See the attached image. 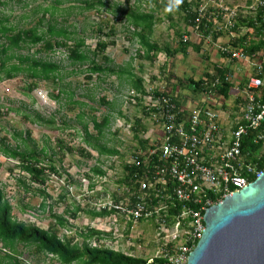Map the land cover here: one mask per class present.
<instances>
[{
    "label": "rangeland",
    "instance_id": "obj_1",
    "mask_svg": "<svg viewBox=\"0 0 264 264\" xmlns=\"http://www.w3.org/2000/svg\"><path fill=\"white\" fill-rule=\"evenodd\" d=\"M96 1L0 0V18L7 17L8 24L15 28L37 26L38 30L45 31L48 23L66 27L84 39V49L89 57L101 66L124 67L129 62L132 68L139 65L147 74H160L166 71L170 63L176 66L182 64L178 58L174 61L175 58L170 55L164 57V63L158 60L157 55L153 61L145 56H138V52L143 54V47L137 41L138 36L133 33L134 26L128 22L131 19L124 14L120 15L121 10L127 13L132 10L149 12L153 19L150 39L158 42V46L163 49H160V53H165L164 50L169 47L173 55V50L176 51L178 46L175 27L181 28V11L168 13L165 11L166 6L159 5L158 0H102L105 5H98ZM88 3L94 5L87 8ZM53 6L56 8L51 16L50 10ZM45 7H48V11L43 12ZM98 39L111 42L102 53L109 61H105L101 54L92 55ZM18 53L56 62L60 73L54 80L42 78L37 81V86L29 92L26 86L33 78L25 70L17 71L9 78L4 74L0 75V141L20 150L26 148L40 151L39 164H52L56 172L46 169L43 184L31 182L28 174L19 167L17 159L0 153V187L12 206L11 213L16 220L33 223L43 229L56 227L59 236H73V240L80 244L81 238L76 236V232L86 225L91 226L92 221L83 210L77 212L76 217H71L74 207L80 205L76 192L82 175L93 166H100L106 171L111 161L109 156L121 158L119 154L99 155L95 148L86 144L83 124H86L87 131L95 137L96 130L91 117L99 121L103 115H109V123L103 129V137L98 142L105 143L107 148L114 146L118 153L127 157L137 144L133 139L131 126L142 114L137 109H122V95L127 89L123 74L120 76L123 79H116L107 71L97 75L89 72L86 70L90 65L89 61H72L64 46L44 50L41 43H38ZM13 62H17L14 57L8 63ZM233 63L235 62L230 67ZM234 65V68L239 66L242 69L239 64ZM58 92V98L53 97ZM178 94L180 99L185 100L192 93L182 86ZM142 123L146 128L150 126L145 119ZM143 135L144 131L140 133V137L143 138ZM81 149L89 152L91 156H84ZM116 172L119 173V168ZM19 179L30 187L25 189ZM96 188L105 191L112 186L109 182H104L96 184ZM39 189L45 194L40 193ZM42 202L44 205L40 206ZM87 206L89 202L84 201L83 208ZM52 214L62 215L67 226H58ZM114 228L116 231L111 233V238L103 240L106 246L137 256L150 257L157 254L152 243L151 226L146 222L133 223L126 234L122 232L121 225ZM18 250L23 253L20 259L24 264H35L34 256L27 249L18 246ZM40 264H58V261L48 255Z\"/></svg>",
    "mask_w": 264,
    "mask_h": 264
},
{
    "label": "built area",
    "instance_id": "obj_2",
    "mask_svg": "<svg viewBox=\"0 0 264 264\" xmlns=\"http://www.w3.org/2000/svg\"><path fill=\"white\" fill-rule=\"evenodd\" d=\"M182 5L185 24L179 40L206 41L225 58L224 64L199 78L196 93L201 99L192 107L148 80L126 89L122 109L139 110L142 117L137 119L150 124L143 135L146 146L136 144L127 157L109 156L104 174L82 175L76 192L81 208L86 201L96 211H107L91 219L95 229L114 233V226L121 225L125 232L129 221L149 224L157 254L148 260L158 256L164 264H185L201 236L206 209L245 187L252 181L248 176L255 179L264 169L241 153L242 136L264 118V101L255 93L264 85V44L257 50L242 48L249 42H264V0H184ZM232 62H243L250 71L239 97L240 121L227 135L211 104L220 103L217 99L222 96L214 88L232 81ZM104 182L112 188L97 190L96 184ZM103 240L94 239L91 245Z\"/></svg>",
    "mask_w": 264,
    "mask_h": 264
},
{
    "label": "trees",
    "instance_id": "obj_3",
    "mask_svg": "<svg viewBox=\"0 0 264 264\" xmlns=\"http://www.w3.org/2000/svg\"><path fill=\"white\" fill-rule=\"evenodd\" d=\"M96 3H98V5H105L102 0H97ZM93 5V3H88L87 8H90ZM55 8L56 6H53L50 10L51 16L53 15ZM46 11H48V7L43 8V12ZM121 12L120 15L124 14L126 18L131 19L128 22L134 26L133 33L140 36V43L143 47L142 56H146L153 61L156 53L162 48L154 42H149V39L147 38V34L151 31L153 25L152 15L149 12H134L133 10L129 13L125 10H121ZM137 28L139 29L136 30ZM111 30L112 28H110V32ZM0 38L3 39L0 41V75L4 74L5 77L9 78L13 77L17 71L25 70L27 75L33 78L28 86H26L27 92L34 89L37 86V81L42 78H50L54 80L60 73L59 65L56 62L41 60L39 58L18 53V51L24 48L28 49L38 43H41L44 50H53L55 46L66 47L68 49V57L72 61H89L90 65L86 67V70L89 72H105L111 70L108 67L95 63L94 59L89 57L87 50L84 49L85 44L83 38L76 36L73 31L67 30L66 27H58L55 23H48L46 30L40 31L37 26L15 28L13 25L8 24L7 17H1ZM67 41L70 43L67 44ZM109 43L111 42L98 39L92 55L101 54V57L105 61H109L107 56L102 55L104 49ZM177 44V48H180L181 51L185 52V44H188V42L183 43L179 40ZM263 44V41L249 42L248 44H242V48L246 51L257 50L262 48ZM166 50L169 54L172 53V50L169 47H167ZM13 57L17 59V62L8 63ZM216 72L219 74L221 71L216 70ZM201 82V79L195 80L192 77L178 79L180 86L186 84L194 92L199 89ZM231 87L232 83L226 81L221 82V84L214 89L218 94L225 98L228 96ZM255 93L257 100L261 102L264 101V85L256 89ZM58 96L59 92L53 97L58 98ZM119 114H121L120 111ZM91 121L96 130V136L93 137L92 134L87 131L86 124H83L85 143L95 148L99 155L119 154V156L123 158V154L118 153L114 146L107 148L105 143L98 142L99 139L103 137V129L109 123V115H103L99 121L92 116ZM145 129L146 126L142 124L140 119H135L131 126L133 139L136 140L137 144L143 147L146 146L145 141L147 140L141 138L140 133L145 131ZM24 141L23 138V142ZM81 152L86 157L91 156V154L84 149H81ZM0 153L3 156L17 159L19 167H21L22 171L28 174L29 181L31 182L43 184L45 181L46 169L56 172V169L52 164H49L48 166H41L39 164L40 151L36 152L33 149L26 148L20 150L16 146L10 147L1 140ZM241 153L245 160L255 162L258 168H264V118L260 121L257 127L249 128L246 134L242 136ZM132 170V168H128L129 172H132ZM90 174L101 175L104 174V170L100 166H93L85 173L88 177H90ZM248 179L253 180V176H248ZM19 182L25 189L30 187L21 179H19ZM89 187L93 188V184L90 183ZM38 191L45 194L42 189H39ZM43 205V202L40 203V206ZM11 210L12 206L4 197L3 191L0 187V264H24L20 259L23 253L18 250V246L27 249V252L34 256L33 259L35 264H40L48 255L54 257L58 261V264H164V259L158 256L152 257L151 260H148L150 257L137 256L131 253L115 250L106 246L103 242L97 246L91 245V241L94 239L102 240L111 238L110 232H104L86 225L83 229L76 232V236L81 238V243L79 244L73 240V236H59L56 227L43 229L33 223L16 220L13 217ZM81 210H83L85 215L90 219L99 215H104L107 212L105 210L96 211L89 206H87V208H81L76 205L71 212V217H76V213ZM52 216L58 226H67L66 220L62 215L52 214ZM130 226L131 221L127 224L125 230L126 233L129 231Z\"/></svg>",
    "mask_w": 264,
    "mask_h": 264
},
{
    "label": "water",
    "instance_id": "obj_4",
    "mask_svg": "<svg viewBox=\"0 0 264 264\" xmlns=\"http://www.w3.org/2000/svg\"><path fill=\"white\" fill-rule=\"evenodd\" d=\"M185 264H264V169L245 187L211 205Z\"/></svg>",
    "mask_w": 264,
    "mask_h": 264
},
{
    "label": "crops",
    "instance_id": "obj_5",
    "mask_svg": "<svg viewBox=\"0 0 264 264\" xmlns=\"http://www.w3.org/2000/svg\"><path fill=\"white\" fill-rule=\"evenodd\" d=\"M162 6H166V5H162ZM175 12L178 13L177 11ZM184 24L185 22L183 21L182 18L181 28L174 26L176 28L175 35L178 38L177 43L179 41L180 34L184 30ZM147 38L149 39V42L151 43L154 42L155 44L158 45V42L156 40L150 39V32L147 34ZM218 40L223 43L226 41L224 36H220ZM137 41L139 42L140 46H142V44L140 43V36H138ZM177 47H176V51L173 50V55L169 54L166 49L164 50L165 53H160L163 49L159 50L156 53L158 60L161 62L164 61L165 56L170 55L175 58L174 61H177L176 59L178 58L179 62L182 63L179 65L177 64V66L176 64L172 65L170 63L164 73L159 74L158 72H150V73L148 72L147 74L146 70L145 69L143 70L139 65H136L134 66V68H132L131 63L129 62L124 67L123 66L121 67L116 66V68L115 66L114 67L105 66V67L111 69L110 71H107V73L112 74L116 79L119 78L123 79V77L120 76L122 74L125 75L127 89L130 87H140L141 84H144L148 80L156 84L161 89H165L171 93L178 95L179 97L178 90H180L182 86H185L191 91L188 85L186 84H183L182 86L179 85L178 83L179 78L192 77L195 80L199 79L204 75L206 76L208 74L207 72L208 70L213 69L216 65L224 64L225 62V58L221 54H219L215 49H213L209 43H206V41L201 43L189 41L188 44H185V52L181 51V49ZM174 52L176 53L174 54ZM137 54L138 56L143 57L142 53L141 54L137 53ZM169 59L171 60L172 58L169 57ZM184 59L187 61L185 62ZM234 64H239L242 67V69H239L240 68L239 66L234 68L235 66ZM231 68L234 73V77L231 81L232 87L229 89L228 96L225 98L223 96H220L219 99H217L218 102L220 103H216L214 101L211 104L212 107L218 112L220 122L223 126V131L227 135H229L231 128H234L236 123L240 121L241 100L239 97H240L241 89L243 88L246 81V74L250 71L247 65H245L243 62H235L233 63V65H231ZM94 74L97 75L99 74V72L95 71ZM161 74L163 75L161 76ZM180 75H182L183 77ZM191 93L192 94L190 96H187L185 100L181 99L182 105L187 107H192L199 104L201 96L198 95L196 92L191 91Z\"/></svg>",
    "mask_w": 264,
    "mask_h": 264
},
{
    "label": "clouds",
    "instance_id": "obj_6",
    "mask_svg": "<svg viewBox=\"0 0 264 264\" xmlns=\"http://www.w3.org/2000/svg\"><path fill=\"white\" fill-rule=\"evenodd\" d=\"M183 2L184 0H168L165 11L168 13L178 11Z\"/></svg>",
    "mask_w": 264,
    "mask_h": 264
}]
</instances>
